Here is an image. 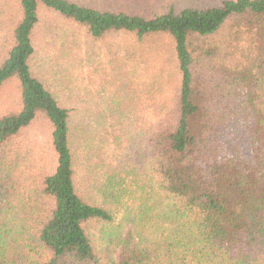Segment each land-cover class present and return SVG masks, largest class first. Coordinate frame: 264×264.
<instances>
[{"label": "trees", "instance_id": "16d2710c", "mask_svg": "<svg viewBox=\"0 0 264 264\" xmlns=\"http://www.w3.org/2000/svg\"><path fill=\"white\" fill-rule=\"evenodd\" d=\"M0 264H264V0H0Z\"/></svg>", "mask_w": 264, "mask_h": 264}, {"label": "rangeland", "instance_id": "374dc122", "mask_svg": "<svg viewBox=\"0 0 264 264\" xmlns=\"http://www.w3.org/2000/svg\"><path fill=\"white\" fill-rule=\"evenodd\" d=\"M69 33H72L70 30ZM73 34V33H72ZM78 38L75 40L71 35L68 36V39H56V48L59 47L62 42L66 45L67 54L72 53L77 61V72L78 78H83L84 83H86L89 88H92L95 92L101 90V88H108L113 85V88L116 89V92L120 95V100L122 103L127 102L126 94L127 89L119 86V79L117 78L113 84V63L118 64L119 59L117 56L122 53L121 49L125 47H131L132 43L135 42V38L130 35L116 34L112 36H107L104 39H91L85 36L83 32H79ZM145 39H157V38H145ZM149 42V41H148ZM144 50L146 59L149 62L151 68L156 67L159 70L163 60L161 54L163 53V46L157 45L159 48L156 52L153 50L152 44H146ZM152 47V48H151ZM57 50V49H56ZM57 52V51H56ZM122 56V55H121ZM116 60V61H115ZM135 81L132 83L131 89H136L141 87L139 84V79L134 78ZM112 82V83H111ZM111 88V87H110ZM138 88V89H139ZM13 85L7 87V98L9 94L12 98ZM129 91V90H128ZM126 97V98H125ZM144 115L149 118L150 115L146 111ZM31 135H37L39 143H43L46 147L47 138L42 133V125L40 121L32 126L30 129Z\"/></svg>", "mask_w": 264, "mask_h": 264}]
</instances>
